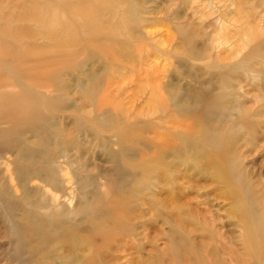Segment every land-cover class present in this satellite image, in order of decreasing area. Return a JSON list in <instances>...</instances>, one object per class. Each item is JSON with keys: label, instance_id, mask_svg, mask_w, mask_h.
<instances>
[{"label": "rangeland", "instance_id": "rangeland-1", "mask_svg": "<svg viewBox=\"0 0 264 264\" xmlns=\"http://www.w3.org/2000/svg\"><path fill=\"white\" fill-rule=\"evenodd\" d=\"M166 127L191 142L169 184L210 235L152 212L166 182L138 166ZM95 247L264 264V0H0V264H98Z\"/></svg>", "mask_w": 264, "mask_h": 264}, {"label": "bare ground", "instance_id": "bare-ground-1", "mask_svg": "<svg viewBox=\"0 0 264 264\" xmlns=\"http://www.w3.org/2000/svg\"><path fill=\"white\" fill-rule=\"evenodd\" d=\"M165 129H166L165 131H167L169 135H171L170 136L171 139L164 140L163 143L161 144L148 143L146 145V149L150 153L146 154V159L143 161V164L138 166V168L140 169L139 171L140 175H142L143 179H145L144 182L146 181V177L149 176L151 173L156 174L157 178H160L161 180L166 182L167 188L166 190H164L165 197L162 199L152 200L153 202L151 204L152 212L157 216H161V214H165L166 221L163 222V224L167 226H168L167 223L172 224L175 228L180 230L185 235L186 238L190 236V233H192L193 231L201 232V235L199 234L200 236H205L207 234L210 235V232L206 228V226H203V224H201L202 221L204 223L203 220L204 216L201 215L197 206L191 205L190 200L187 197H185L184 192L183 193L176 192L174 190V187L171 185V183L169 184L167 177L168 175H171V173H169V170H171V168L174 166L173 160L177 161L184 159V156L186 155L185 150L188 147V145L191 144V142L188 141L186 136L172 132L170 127H166ZM169 158H172V160L167 161ZM198 162L199 161H196V163ZM197 168L199 167L197 166ZM218 171L219 168L215 167L213 173L216 174ZM170 179L172 178L170 177ZM139 189L140 186H137L135 194H129L127 196H124L115 202L117 204H120L121 209H123L118 213L120 220L117 219V217L113 219V222H115L116 226H121L120 228L124 229L123 231H118L122 234H130L133 232L132 227L125 224L124 216L126 215L127 217L128 212L132 209H135V206L143 205L142 201L140 200L136 201L135 199L136 193ZM114 216H116L115 212L112 214V217ZM122 220L124 223L120 224ZM189 226H191L192 229H189L188 228ZM111 232H113V230H110V233ZM118 235L119 234L116 232L113 235H111L110 238L112 239L113 237V242L116 241ZM211 237H213L212 234ZM103 249L104 248L95 247V251L92 253L94 254V256L96 255L95 259L98 262V264L103 263L102 262L103 258L101 257L102 255L101 252ZM108 249L109 248H107V250Z\"/></svg>", "mask_w": 264, "mask_h": 264}]
</instances>
